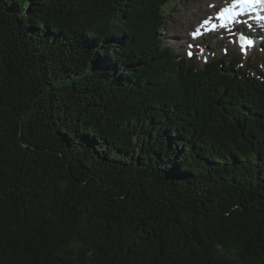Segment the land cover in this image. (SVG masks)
Segmentation results:
<instances>
[{"label":"trees","instance_id":"1","mask_svg":"<svg viewBox=\"0 0 264 264\" xmlns=\"http://www.w3.org/2000/svg\"><path fill=\"white\" fill-rule=\"evenodd\" d=\"M170 1L0 0V264H264V75Z\"/></svg>","mask_w":264,"mask_h":264},{"label":"rangeland","instance_id":"2","mask_svg":"<svg viewBox=\"0 0 264 264\" xmlns=\"http://www.w3.org/2000/svg\"><path fill=\"white\" fill-rule=\"evenodd\" d=\"M216 1L218 0H171L167 3L168 19L161 29L165 45H169L181 55H187L188 58L192 57L188 55L189 52L193 54L197 68H202L213 58L239 59L241 69L251 64L252 74L264 75V44L249 49L247 53H242L239 48L235 49L231 39L222 40L221 36L214 35L200 41L191 40L192 45L188 46L190 31L200 25L203 17H208L216 11L215 5L219 7L223 4ZM200 7L206 11L199 13Z\"/></svg>","mask_w":264,"mask_h":264},{"label":"snow or ice","instance_id":"3","mask_svg":"<svg viewBox=\"0 0 264 264\" xmlns=\"http://www.w3.org/2000/svg\"><path fill=\"white\" fill-rule=\"evenodd\" d=\"M237 5L239 6V11L236 10ZM260 7H264V0H236L231 7H224L222 11H219L216 17V19L220 22L219 27L228 28L238 16H242L245 12L255 13ZM255 18L257 20H264V16L260 15H257ZM205 23H207V21ZM216 27V24L212 25L213 30ZM198 34L199 30H197V32L193 35L195 36ZM239 44L241 50L246 52L248 48L254 46V41L242 33L239 36Z\"/></svg>","mask_w":264,"mask_h":264},{"label":"bare ground","instance_id":"4","mask_svg":"<svg viewBox=\"0 0 264 264\" xmlns=\"http://www.w3.org/2000/svg\"><path fill=\"white\" fill-rule=\"evenodd\" d=\"M216 2H221V3H223L222 5H220L219 7H217L216 5L214 6V8H215V10H218L219 8H221L223 5H225V4H227V3H229L230 2V0H227L226 2H225V0H218V1H216ZM218 4V3H217ZM204 7V6H203ZM199 9H201V10H199L198 12L200 13V12H204V11H206V10H204V9H202V7H200ZM213 9V8H212ZM215 13V12H214ZM214 13H212V14H214ZM250 16V15H249ZM203 18H206V17H203ZM202 18V19H203ZM191 32V31H190ZM179 40V42H181V39L180 38H178ZM256 46H254L252 49H254Z\"/></svg>","mask_w":264,"mask_h":264}]
</instances>
